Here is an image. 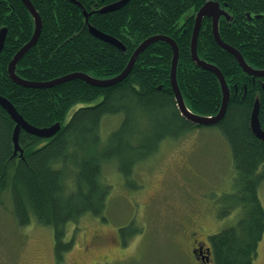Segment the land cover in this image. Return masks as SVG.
I'll return each mask as SVG.
<instances>
[{
	"label": "trees",
	"instance_id": "obj_1",
	"mask_svg": "<svg viewBox=\"0 0 264 264\" xmlns=\"http://www.w3.org/2000/svg\"><path fill=\"white\" fill-rule=\"evenodd\" d=\"M30 1L40 16L41 31L16 64L15 74L22 80L46 83L72 74L109 79L125 70L142 42L166 36L178 47L176 80L187 108L198 116L219 113V80L194 63L190 50L195 16L208 0ZM211 1L227 15L218 21L221 40L237 49L249 67L264 70V0ZM90 27L119 40L125 51L94 37ZM3 28L0 97L30 125L48 128L59 123L60 129L49 139L21 130L22 155L14 154L15 123L0 107V206L9 209L19 228L37 224L52 229L55 263L72 248L73 238L64 241L69 223L85 215L107 222L112 188L103 181L105 165L114 163L126 186L139 189L134 169L153 156L162 141L215 127L229 147L236 174L228 193L217 195V218H227L237 209L240 215L219 233H206V246L213 264H254L264 236L259 198L264 139L254 134L250 117L258 100L264 131V78L245 73L216 43L210 18L202 19L197 55L221 72L230 91L223 118L211 126L192 124L180 114L170 83L173 51L167 42L147 46L126 79L115 85L97 87L72 79L50 88H28L8 73L13 57L34 33V19L22 0H0ZM117 116L123 118L121 124L104 141L103 120ZM128 226L118 230L122 241L136 233Z\"/></svg>",
	"mask_w": 264,
	"mask_h": 264
},
{
	"label": "rangeland",
	"instance_id": "obj_2",
	"mask_svg": "<svg viewBox=\"0 0 264 264\" xmlns=\"http://www.w3.org/2000/svg\"><path fill=\"white\" fill-rule=\"evenodd\" d=\"M121 119L103 120L104 141ZM235 176L219 130L196 128L179 139L162 141L153 156L135 167L139 189L126 186L114 163L105 165L103 181L112 188L108 220L85 215L69 223L64 241L73 238V245L59 263L51 228H19L9 209L0 206V264H198L190 255V233L198 232L204 240L206 233H219L240 215L237 209L218 219L215 203L217 195L228 193ZM259 198L264 208V182ZM128 225L136 233L123 242L118 230ZM254 264H264V237Z\"/></svg>",
	"mask_w": 264,
	"mask_h": 264
},
{
	"label": "water",
	"instance_id": "obj_3",
	"mask_svg": "<svg viewBox=\"0 0 264 264\" xmlns=\"http://www.w3.org/2000/svg\"><path fill=\"white\" fill-rule=\"evenodd\" d=\"M23 3L26 5V7L28 8L30 14L32 15L33 19H34V33L32 36V39L23 46V48H21L18 53L13 57L12 61L10 62L9 66H8V73H9V77L11 78L12 81L16 82L19 85H22L24 87H28V88H50L56 84H61L67 81H70L72 79H81L85 82H87L88 84L92 85V86H97V87H108L111 85H115L121 81H123L127 75L130 73L133 65L135 64L138 56L140 55V53L150 44L157 42V41H164L167 42L173 51V60H172V66H171V71H170V83H171V87L172 90L175 94V99L177 102V105L179 107V111L180 114L190 123L195 124V125H201V126H211L215 123H217L218 121H220L224 114H225V109H226V103H228L229 97H228V92L226 89V84H225V80L223 75L220 73V71L213 65L211 64H207L201 60H199L198 55H197V50H196V46H197V38H198V34H199V30L201 27V23H202V19L207 17L210 18L212 20V32H213V36L214 39L216 41V43L224 50H226L227 52H229L230 54H232L239 66L242 68V70L253 76V77H262L264 78V70H252L250 67H248L246 65V63L244 62L242 56L240 55V53L232 48L231 46H227L226 44H224L220 38L219 35V30H218V21L219 18L221 16H226V13H224L222 11V9L220 8L219 4L217 2L208 0L207 2H205L203 4V6L199 9V11L197 12L196 16H195V23H194V28H193V32H192V36H191V56H192V60L194 61V63L201 68L210 70L212 72H214L219 80L221 89H222V105L220 108L219 113L214 116V117H206V116H198L196 114H193L192 112H190L188 110V108L186 107L183 97L180 93V90L178 88V84H177V80H176V65H177V61H178V56H179V52H178V47L176 45V43L169 37L166 36H154L152 38L146 39L144 42H142L137 48L136 50L133 52L128 66L125 70H123L122 73H120L119 75L109 78V79H96L93 77H90L86 74H72L63 78H59L56 79L54 81H50V82H46V83H34V82H29L26 80H22L21 78H19L18 76H16L15 74V67L16 64L19 62V60L22 58V56L31 48L33 47V45L35 44L36 40L39 37L40 31H41V19L39 14L37 13V11L35 10L34 6L32 5L30 0H22ZM117 5V4H116ZM90 33L102 40L105 41L109 44H112L116 47H118L119 49H121L122 51H125V47L124 45L117 39L108 36L98 30H96L93 27H90ZM5 37H6V29H1L0 30V52L3 49V45H4V41H5ZM262 88L264 90V84L262 85ZM224 93V94H223ZM0 107L2 109H4L8 115L11 117V119L14 121L15 126L12 132V142H13V146H14V154L19 153L20 155H22V149L19 146V135L21 130L25 131L26 133L30 134V135H34L38 138L41 139H49L51 137H53L60 129V125L59 123H56L48 128H36L32 125H30L29 123H27L24 118L17 112V110L15 109V107L5 98L0 97ZM258 112H259V101H255L254 104V108L252 110L251 113V117H250V123L255 131V134L261 138L264 139V131L260 128V124H259V120H258ZM207 254H210L209 249H207ZM206 261L208 262V257H205Z\"/></svg>",
	"mask_w": 264,
	"mask_h": 264
},
{
	"label": "flooded vegetation",
	"instance_id": "obj_4",
	"mask_svg": "<svg viewBox=\"0 0 264 264\" xmlns=\"http://www.w3.org/2000/svg\"><path fill=\"white\" fill-rule=\"evenodd\" d=\"M202 240L200 238V235H198V232H191L190 233V255L191 257L196 261V257L201 258L206 255V249L208 248L206 245L208 241L206 240V235ZM195 252L196 256H194L192 253ZM211 255L209 256V262H202L201 260H197L198 264H211Z\"/></svg>",
	"mask_w": 264,
	"mask_h": 264
},
{
	"label": "bare ground",
	"instance_id": "obj_5",
	"mask_svg": "<svg viewBox=\"0 0 264 264\" xmlns=\"http://www.w3.org/2000/svg\"><path fill=\"white\" fill-rule=\"evenodd\" d=\"M220 6V5H219ZM219 30V29H218ZM37 41V40H36ZM223 42V41H222ZM36 43V42H35ZM224 43V42H223ZM224 44H226V43H224ZM227 45V44H226ZM227 46H229V45H227ZM237 50V49H236ZM198 53V52H197ZM241 55V54H240ZM245 62V61H244ZM177 63H178V61H177ZM246 63V62H245ZM247 65V64H246ZM128 66V65H127ZM134 66V65H133ZM248 66V65H247ZM249 67V66H248ZM127 68V67H126ZM125 68V69H126ZM176 68H177V65H176ZM251 68V67H250ZM132 69H133V67H132ZM132 69H131V71H132ZM252 69V68H251ZM252 70H254V69H252ZM130 71V72H131ZM256 71V70H255ZM221 73V72H220ZM130 74V73H129ZM128 74V75H129ZM127 75V76H128ZM224 77V76H223ZM126 79V78H125ZM225 80V79H224ZM225 84H226V82H225ZM56 85H58V84H56ZM55 86V85H54ZM226 89H227V92H228V97H230V91H229V89H228V86H227V84H226ZM224 94V93H223ZM184 100V99H183ZM185 103V102H184ZM186 105V104H185ZM227 105H228V103H226V109H227ZM177 107H178V105H177ZM187 107V106H186ZM178 109H179V107H178ZM225 109V110H226ZM189 110V109H188ZM190 111V110H189ZM191 112V111H190ZM194 114V113H193ZM258 115H259V112H258ZM211 117H214V116H211ZM67 119V118H66ZM258 120H259V117H258ZM66 121H68V120H66ZM260 124V123H259ZM251 127H252V125H251ZM260 128H261V126H260ZM252 130H253V132H254V134H255V131H254V129H253V127H252ZM256 135V134H255ZM20 136V135H19ZM257 136V135H256ZM258 137V136H257Z\"/></svg>",
	"mask_w": 264,
	"mask_h": 264
}]
</instances>
